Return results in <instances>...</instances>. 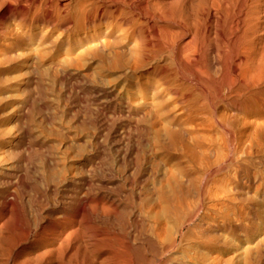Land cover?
<instances>
[{"label":"bare ground","instance_id":"bare-ground-1","mask_svg":"<svg viewBox=\"0 0 264 264\" xmlns=\"http://www.w3.org/2000/svg\"><path fill=\"white\" fill-rule=\"evenodd\" d=\"M63 1L0 0V73L22 71L29 52L38 63L41 41L69 47L67 56L87 46L92 60L119 61L112 68L135 89L140 121L175 115L234 137L264 133V0ZM45 29L59 32L55 43ZM28 69L30 85L39 66ZM31 98L17 104L20 132L0 135V264H252L247 246L242 258L218 240L222 230L242 232L248 214L223 229L205 225L194 189L183 177L163 185L167 168L145 165L141 150L120 149L111 161L75 136L29 133Z\"/></svg>","mask_w":264,"mask_h":264},{"label":"rangeland","instance_id":"rangeland-1","mask_svg":"<svg viewBox=\"0 0 264 264\" xmlns=\"http://www.w3.org/2000/svg\"><path fill=\"white\" fill-rule=\"evenodd\" d=\"M64 2L60 0V6ZM47 31L45 29L42 33L44 38H48L49 42L53 39L55 43L59 32ZM29 47L31 45L26 46V49ZM85 47L87 48L80 46L79 51L84 52ZM37 48L38 53L40 52L36 57L38 63L34 61L33 53L29 52L22 57V71L15 66L6 73H0V78L2 77L0 135L20 132V128H13L19 111L17 104L31 96L33 99L31 98L23 110L25 116L23 118L28 122L29 133L44 136L58 134L75 136L91 151L90 154H93L92 149L96 148V151L103 152L104 159L109 157L111 161L115 159L116 152L120 149L141 150L146 156L149 155L146 157L145 165L153 164L156 167L161 163L165 169L167 168L168 172L165 170L164 174L166 178L164 176L163 179L160 178L163 185L165 183L171 187L176 180L183 177L180 180L184 181L187 193L189 189H194V195L196 194L195 196L199 197L205 206V225L213 222L211 225L223 229L230 223L237 224L239 217H246L248 214L249 220L241 224L244 232L222 230L221 236L220 233L218 235V238L222 237L218 239L219 244L242 249V258L246 255L244 249L247 246L250 258L245 256L243 259L247 261L250 259L249 262L252 264L259 262L264 264V133L252 136L255 138L249 135L238 138L225 134L211 121L191 119L185 121L174 119L175 115L160 120L145 116L141 122L131 114L132 110L139 108L136 103L138 96L134 98L135 89L124 86L126 80L124 70L112 68L118 64V60L109 58L110 56L103 61L92 60L84 55L85 53L78 51L67 56L66 51L70 49L69 47L53 43L48 45L44 41H41ZM35 64H38L39 70L42 68V72L39 70L37 72L39 75L35 74L38 76L39 84L34 83L37 81L34 75L35 80L28 85L25 82L31 75L27 71ZM8 76L12 79L11 82L2 81L4 77L8 80ZM130 76L132 75L128 74V77ZM21 81L26 84L22 85V88ZM34 84L39 85L37 89ZM127 97L135 99L130 106L123 103ZM142 139L144 141H140ZM230 238H233L234 243L228 242ZM225 240L229 244L225 243ZM248 246L252 247L251 250ZM253 249L259 251L253 253ZM258 253L261 257L257 256L256 259ZM259 258L260 261L257 262Z\"/></svg>","mask_w":264,"mask_h":264}]
</instances>
